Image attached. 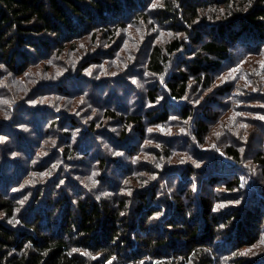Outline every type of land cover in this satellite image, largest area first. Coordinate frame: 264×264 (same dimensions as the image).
Returning <instances> with one entry per match:
<instances>
[{"label":"trees","instance_id":"obj_1","mask_svg":"<svg viewBox=\"0 0 264 264\" xmlns=\"http://www.w3.org/2000/svg\"><path fill=\"white\" fill-rule=\"evenodd\" d=\"M146 22L175 33L164 45L148 44L145 51L150 72H171L163 78L167 101L183 98L191 78L209 87L230 50L264 51V0H0V66L7 69L0 70V85L8 71L21 75L29 66L64 48L75 50L77 40L85 36L95 38L100 33L113 40L117 30ZM157 84L147 92L153 103ZM65 88L61 82L56 89ZM4 93L13 100L8 90ZM49 104L51 107L45 110L25 109L29 121L35 122L34 128L39 123L37 118L49 119L51 111L56 110L55 102ZM8 107L5 117L11 115ZM178 109L183 120L196 124V135L202 142L207 131L203 121L215 115L207 110L197 112L192 104L179 105ZM146 113L156 123L168 117L162 107H150ZM121 118L134 122L142 132V115ZM29 121L24 122L30 127ZM78 123L75 118L69 119L72 129H79ZM50 124L46 122L44 127L48 130ZM25 133L9 128L13 146L0 145V264H264V258L254 261L237 257L239 253L235 256L236 250L258 240L254 226L259 225L261 231L264 189L254 183L248 193L241 191L242 175L232 171L234 166L240 167V152L234 146L228 145L226 150L235 164H220L210 155L212 162L200 171L193 166L171 171L173 178L182 179L177 194L168 198L167 193L162 194L159 175L155 182L141 184L131 193L122 191L117 176L111 175L115 159L108 163L104 156L98 159L108 170L99 185L87 191L67 179L62 169L54 171L55 157L68 161L75 155L65 145L64 152L59 153V133L50 152L35 165L30 163L28 148L32 146ZM72 147L75 153L77 148L85 153L83 141ZM16 154L28 160L25 167ZM254 160L264 166L262 152H257ZM118 166L117 171L124 172L122 178L130 175L122 163ZM31 170L41 171L35 177L40 182L29 175ZM44 170L53 175L51 180L44 182L48 176ZM140 170L156 172L155 167ZM246 177L251 178L252 173L246 170ZM26 178L29 181L21 193L17 187ZM209 182L214 188L223 186L219 191L223 200L243 195L244 203L214 209V197L204 191ZM192 183L195 188L189 186ZM29 192L32 197L21 207Z\"/></svg>","mask_w":264,"mask_h":264},{"label":"rangeland","instance_id":"obj_2","mask_svg":"<svg viewBox=\"0 0 264 264\" xmlns=\"http://www.w3.org/2000/svg\"><path fill=\"white\" fill-rule=\"evenodd\" d=\"M174 34V31L163 30L149 22L133 23L125 29L117 30L113 40L100 33L95 38L85 36L77 40L75 50L64 48L48 59L40 58L41 62L29 66L21 75L8 71L5 73V81L0 85V145L13 146L14 137L8 134L9 128L23 133L27 131L25 135L32 146L31 149L28 148L32 159L30 163L35 165L44 160L42 158L50 152L53 140L59 133L61 138L58 141L62 140L59 153L64 152L65 145L70 150L73 149L75 155L70 156L68 161L55 157L54 171L62 169L71 182L76 181L92 192L108 170L100 165L98 159L104 156L109 159L108 163L115 159L111 175L117 176L123 185L122 191L131 193L141 184L151 180L155 182L159 175L162 177L159 181L162 184V194L167 193L168 198L174 192L177 194L179 179H182L173 178L171 171L186 166H193L200 171L208 161L212 162L210 155L215 156L214 160L220 164L232 165L234 162L226 150L231 145L240 152V167L234 166L232 171L242 175L241 191L248 193V188L254 183L264 189V166L254 160L257 152L264 154V119H261L264 117V51L251 49L252 51L243 53L230 50L226 61L214 72L209 87H203L191 78L183 98L177 102L167 101L163 78L171 72L165 71L158 75L150 72L145 51L148 50V44L164 45ZM68 45L67 43L66 46ZM235 46L241 48L237 43ZM92 56L93 59L90 58ZM66 64L69 66L68 70L65 68ZM0 70L7 71L2 66ZM61 82L66 88L58 91L56 88ZM155 83H158V89L156 102L153 103L147 92L154 88ZM4 90H8L10 96L14 97L13 100H8L9 96ZM49 102L56 103L54 107L58 112L51 111L49 119L37 118L39 123L34 128L35 122L29 121L25 109L36 107L31 110H45L51 107ZM185 104H192L197 112L207 110L215 115L213 119L203 121L207 125V131L202 142L196 135V124L181 117L178 108ZM6 106L11 111L8 117H5ZM150 107H162L168 117L157 123L154 118L148 119L150 114L146 110ZM111 112L115 115L112 116ZM127 114L142 115V132H138L134 122L121 118ZM71 118L78 120L79 129L69 127ZM10 119L11 125L8 124ZM27 120L31 123L30 127L25 125ZM46 122L51 123L48 130L44 127ZM83 135L84 138H81ZM42 136L46 139L41 138ZM82 141L85 142V153L78 148L75 153L76 149L72 146L80 145ZM56 145L57 143L54 146ZM21 149L25 152L26 145L23 144ZM16 157L22 168L27 165L28 160L25 162L17 154ZM118 162L122 163L123 168H127L130 175L122 178L124 172L120 174L117 171ZM147 167H155L156 172L140 170ZM246 170L252 173L251 178L246 177ZM13 171L10 167V172ZM44 171L48 175L44 182L51 180L53 175L48 170ZM29 175L40 182L35 177L40 176L41 171L31 170ZM28 181L26 178L17 190L22 193ZM210 184L205 183L204 191L214 197V209L231 205L240 207L244 203L243 195L223 200L219 192L223 186L214 188ZM0 186L3 187L1 180ZM189 186L195 188V183ZM31 197L29 192L21 207ZM261 199L264 201V194ZM260 212L263 215L261 231L258 230L259 225L254 226L258 240L235 251V256L239 253L237 257L241 259L257 261L264 258V213Z\"/></svg>","mask_w":264,"mask_h":264},{"label":"snow or ice","instance_id":"obj_3","mask_svg":"<svg viewBox=\"0 0 264 264\" xmlns=\"http://www.w3.org/2000/svg\"><path fill=\"white\" fill-rule=\"evenodd\" d=\"M262 66H264V65H262ZM233 71H236V70L234 69ZM261 119H264V117H261ZM0 139H2V138H0ZM197 167H199V165H197ZM262 242H264V241H262ZM109 264H111V262H109Z\"/></svg>","mask_w":264,"mask_h":264}]
</instances>
